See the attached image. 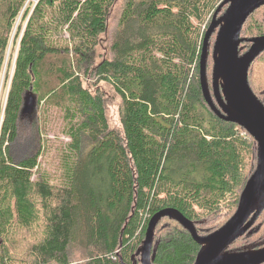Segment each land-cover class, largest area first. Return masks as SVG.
<instances>
[{"label":"trees","instance_id":"obj_1","mask_svg":"<svg viewBox=\"0 0 264 264\" xmlns=\"http://www.w3.org/2000/svg\"><path fill=\"white\" fill-rule=\"evenodd\" d=\"M224 1L0 0V86L15 24L20 16L19 35L25 22L0 109V264H142L137 253L159 211L177 209L200 236L230 220L256 170L258 144L218 117L202 90L204 39ZM217 33L209 42L211 92ZM260 36L264 6L241 33ZM248 80L264 104V52ZM104 85L118 101L119 128L110 126ZM29 94L40 135L51 117L65 122L70 143L54 179L41 168L43 136L36 155L19 162L11 155ZM263 219L264 211L229 250L264 247ZM200 248L164 218L152 264H194Z\"/></svg>","mask_w":264,"mask_h":264},{"label":"water","instance_id":"obj_2","mask_svg":"<svg viewBox=\"0 0 264 264\" xmlns=\"http://www.w3.org/2000/svg\"><path fill=\"white\" fill-rule=\"evenodd\" d=\"M228 6L222 16L223 7ZM264 6V0H225L213 16L204 39L200 61L201 85L205 100L221 119L237 124L258 144V163L241 196L238 208L230 220L217 231L200 236L195 224L180 211L167 208L149 221L145 240L137 255L142 264H152L155 258V232L164 218L180 224L201 247L194 264H264V247L243 251L229 248L256 224L264 211V104L249 85L252 63L264 52V36L245 39L242 29L248 18ZM218 29L213 49L212 92L207 78L209 42ZM249 43L243 54L240 47ZM26 111L36 108V97L29 94Z\"/></svg>","mask_w":264,"mask_h":264},{"label":"rangeland","instance_id":"obj_3","mask_svg":"<svg viewBox=\"0 0 264 264\" xmlns=\"http://www.w3.org/2000/svg\"><path fill=\"white\" fill-rule=\"evenodd\" d=\"M119 18V8L116 10L112 23L111 28L112 32L115 31V28L117 26V21ZM20 22V16L17 20V23L15 24V29L11 37V42L9 46V61L7 65H9V68L6 67V71H4L1 86H0V109L3 110L4 105L6 103L7 99V93L8 88L10 84L11 75L13 72L14 62L15 58L17 56L18 48H19V42L20 37L22 35L25 22H21V29L19 35L16 34V28ZM12 60V61H11ZM8 69V71H7ZM7 76L9 77V81H6ZM105 92H107L109 105H108V117L110 126L112 128H119V117H118V101L115 98H112V89L109 86L104 85L103 86ZM54 112H58L56 108H53ZM41 110V109H40ZM35 111L26 112L25 115L19 120L18 128V138L16 142L13 144H10V151L11 155L14 157L16 162H19L21 159L36 155L38 152V149L40 148L39 142L45 139V146H46V156H43L42 159H40V164L42 170L46 171L52 179H54V172L58 169V163H59V156L60 153L64 152L68 148V144L70 143L69 137L63 133V129L65 126V122L62 118L58 115L57 118L51 117L50 126H48V130L46 133H39V126H40V120L36 119L35 117ZM40 115H41V111ZM3 115V114H2ZM2 115L0 120H2ZM43 116V113H42ZM44 139H43V137ZM264 220V219H263ZM259 236L254 237L253 239L246 240L243 239L239 243H237V246L242 245H248L253 243V241L258 240ZM235 245V246H236ZM114 258V257H113Z\"/></svg>","mask_w":264,"mask_h":264}]
</instances>
